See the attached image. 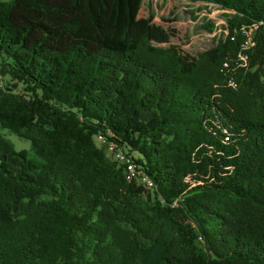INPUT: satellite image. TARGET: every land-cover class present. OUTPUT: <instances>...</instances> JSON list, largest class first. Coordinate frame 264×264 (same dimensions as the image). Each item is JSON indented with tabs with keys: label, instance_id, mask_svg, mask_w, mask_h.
I'll use <instances>...</instances> for the list:
<instances>
[{
	"label": "trees",
	"instance_id": "16d2710c",
	"mask_svg": "<svg viewBox=\"0 0 264 264\" xmlns=\"http://www.w3.org/2000/svg\"><path fill=\"white\" fill-rule=\"evenodd\" d=\"M183 2L231 12L197 56L144 0H0V264H264V0Z\"/></svg>",
	"mask_w": 264,
	"mask_h": 264
},
{
	"label": "rangeland",
	"instance_id": "374dc122",
	"mask_svg": "<svg viewBox=\"0 0 264 264\" xmlns=\"http://www.w3.org/2000/svg\"><path fill=\"white\" fill-rule=\"evenodd\" d=\"M144 6L152 9L158 24L176 31L172 44L180 46L187 54L196 56L217 45L218 41L225 36L227 20L231 15L230 11L213 4L188 3L183 0L178 2L177 9L174 8L171 0H144ZM207 23L212 24V31L210 27H206ZM0 80L4 79L0 77ZM3 134L13 142L17 152L25 151L32 161L42 160L34 153L32 143L27 139L7 130L3 131ZM105 145L114 158L124 161L123 157L113 153L112 144Z\"/></svg>",
	"mask_w": 264,
	"mask_h": 264
},
{
	"label": "built area",
	"instance_id": "2783aa9c",
	"mask_svg": "<svg viewBox=\"0 0 264 264\" xmlns=\"http://www.w3.org/2000/svg\"><path fill=\"white\" fill-rule=\"evenodd\" d=\"M112 145H113V144H112ZM115 147H116V146L113 145V149H114V150H113V153H115L116 155H118V156H120V157H123V156H121V154L118 153V151H116Z\"/></svg>",
	"mask_w": 264,
	"mask_h": 264
}]
</instances>
